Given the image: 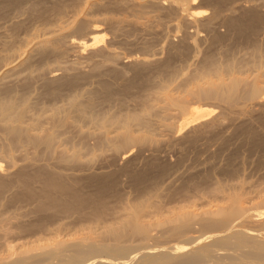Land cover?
<instances>
[{
    "label": "rangeland",
    "instance_id": "rangeland-1",
    "mask_svg": "<svg viewBox=\"0 0 264 264\" xmlns=\"http://www.w3.org/2000/svg\"><path fill=\"white\" fill-rule=\"evenodd\" d=\"M176 1L0 0V100L15 101L21 115L15 125L53 138L50 148L12 140L6 122L0 123V257L15 258L56 239L95 236L120 225L136 204L146 205L139 219L153 223L181 209L224 204L233 193L249 202L264 197V0H188L187 11ZM193 12L201 13L186 14ZM255 15L263 21L256 24ZM240 23L256 25L247 39L237 33ZM90 35L98 41H88ZM43 37L52 40L47 48L35 45ZM231 77L257 82L263 89L258 99L244 84L230 101L189 94L209 79ZM197 105L205 109L203 117L183 125ZM135 114L143 120L129 129L139 140L115 149L124 128L122 121H110ZM44 173L68 182L79 198L74 207L56 203L72 195L48 188ZM138 173L146 176L141 182L134 179ZM195 227L190 234L228 229ZM235 228L264 229V219L246 215ZM162 230L119 242L166 249L185 235ZM102 239V245L116 242ZM223 246L239 259L264 262L250 243ZM70 254L81 255L60 247L52 260L35 264H60Z\"/></svg>",
    "mask_w": 264,
    "mask_h": 264
},
{
    "label": "bare ground",
    "instance_id": "bare-ground-1",
    "mask_svg": "<svg viewBox=\"0 0 264 264\" xmlns=\"http://www.w3.org/2000/svg\"><path fill=\"white\" fill-rule=\"evenodd\" d=\"M19 1L20 0H7V2H10V3H18ZM176 2H177L176 5L178 6V8L181 9V11L182 10L187 11L186 6L188 5L187 4L188 0H179ZM189 6H191V5H188V10L190 8ZM200 13L201 12H196V13L193 12V13H186V14H188V15L190 14L192 16H195L197 14L199 15ZM251 19L256 20L257 21L256 24H258L264 20V19L262 20V18L259 15L252 16ZM252 20H250V21H252ZM258 21H260V22H258ZM254 22H252V23H254ZM250 23L251 22H249V24ZM249 24H247L246 28H243L242 24L241 25L238 24L239 25L238 27L242 26V28H239L237 30V33L239 35H241V37L242 36H244V38L246 37L245 39H247V36L252 34L256 29V25L252 24L249 26ZM236 28L237 27H235V29ZM79 30H81V28H79ZM94 32H97V30L93 29V30H91L90 33L92 34ZM53 34L50 35V37H52ZM50 40L51 39L49 37L48 38L43 37V39L38 40V43H35V45H37L39 47L40 45L44 46L45 44H48L47 46H49V44L51 45ZM87 40L90 42H93V44H94L95 42L98 41V36L90 35ZM84 45H85V43H84ZM47 46L45 45L46 48H47ZM33 47L31 49H33ZM28 48H30V46ZM16 63L17 62H14L13 64L6 67L5 71L9 70L11 72V69H14V67L17 66V65H15ZM220 71H218V69L215 70L216 74H219ZM208 72L209 71H207L205 73L208 74ZM217 72H219V73H217ZM201 73H204V71H202ZM234 77L233 78L231 77L232 79H229L228 81H224V79H222V80L220 79L219 81H209L210 80L209 79L207 82V85H205V86L197 85L194 90H191L189 92V94L192 95L194 98H197L199 100L201 98L202 99L216 98V99H222V100H229L230 101L232 98L235 99L237 92L239 93L238 89L240 88V86L242 84H244L247 87V94L251 98L258 99L260 91H262L263 89H261V87L257 84V82L247 83V82H245V80L243 81L237 77L236 78H234ZM64 83L65 84H71L72 81L69 80V81H65ZM263 87H264V85L262 86V88ZM53 90H51V92H53ZM239 95H240V93H239ZM74 98L76 99V97H74ZM236 99H237V97H236ZM78 101H79L78 99H76V101H74V102L71 100V102H73L72 106L77 107L78 105H76V103ZM14 103H15V101L12 102V100L11 101L10 100H7V101L6 100L5 101L0 100V123H1V121L6 122V124H5V126H6L5 130L6 131H4V132H6V134L9 136V138L12 140L24 139L33 145H36V144L42 145L43 144V146L49 147L51 145V142L53 139L50 131H49L50 133H46V134L43 133L44 135L41 134L42 136L33 135V134L30 135L25 131L26 129L23 130L22 129L23 127L21 128V127H19V125L17 126L14 124V123H17L18 120H21L20 119V116H21L20 113H18V111L17 112L15 111L16 105H14ZM184 104L186 105L187 103H184ZM90 106H91V104H90ZM75 107L74 108L71 107V109H75ZM76 109H78V107ZM19 111H21V109ZM23 111H21V112H23ZM77 112L80 113L79 111H77ZM204 112H205V109H202L198 105L194 106V108L192 110V115L190 117H186L185 119H182L183 121L181 120V122L184 125L187 122H190V121L196 120L200 117H203L202 114ZM65 119H67V118L59 119V124L63 125V122L65 121ZM138 120H141V121L143 120V119H141L140 114L131 115V116H128V117L121 119V120H120V118L115 117V119H112L110 121L112 124L122 121V125H123L122 127L124 128L123 132L121 131L120 134L118 133L119 134L117 137L118 141L117 142L115 141L116 143L113 142V143H115L114 144L115 149L118 150L119 148H121V150H122L123 146L137 142L139 140L137 137H135L131 133V131L129 129V125H131L130 123L133 121H138ZM105 122H103L104 125H105ZM18 123H19V121H18ZM65 123H66V121H65ZM182 123H179V124H181V126H182ZM113 140H114V138H113ZM77 155H79V154H77ZM63 156H64V154H63ZM71 158L75 160L76 155L75 154L71 155ZM63 162H64V160H63ZM51 174L52 173H50L49 175H47V174L45 175V173H44V176L42 177V178H44L43 180L45 182L44 181L43 182L46 184V186L50 189L56 190L59 193L66 194L67 196H69V194H70L69 189L70 188H68V187L70 185L68 186L66 184L68 182L65 181L66 182L65 183L63 180L64 178H61L60 175H57L58 176L57 177V176L51 175ZM138 174L136 175L137 177L134 178L136 181L141 182V181H143V179L146 178L145 175H144L145 176L144 177L143 175L140 176V174L138 176ZM41 175H43V174L41 173ZM37 176L39 177V174ZM22 177H23V175H22ZM28 177H30V176H28ZM28 177L26 176V178H28ZM21 180H23V179H21ZM2 181L3 180L0 181V189L1 188L3 189L4 183H2ZM100 181H102V179ZM102 182L104 184V182H105L104 179ZM99 184H102V183L100 182ZM24 185H25V183H24ZM106 185L109 186V184H106ZM103 188L100 187L99 190L102 191ZM105 189H106V186H105ZM26 194H27V191H26ZM70 195H72L71 201L65 202L64 200H59V201L56 200V203L57 202L62 203V205L65 206L67 209L74 207V204L76 203V201L79 198H78V196L73 197L74 195L72 193ZM35 196H37V195H35ZM62 196H64V195H62ZM75 196H76V193H75ZM227 198H228V202H225L224 204L223 203H214L208 207H200V208L196 207V208H192V209H183V210L181 209L179 212L174 213L173 216L164 217V218L157 220L156 222H153V223H152V221L151 222H148V221L145 222V221H141L139 219V213L141 212V210L146 211V209H145L146 205L144 207V205H142V204H139V205L136 204V206L133 207V211L131 213V216H130L131 211H129V213H128L129 217L127 215L126 219L123 218L124 220L122 219L123 221L121 220L122 222L120 221L121 224L118 226L108 225L99 234L95 233V236L78 237V238H75L72 240L56 239V240H54V242L39 245L38 248L35 250L24 251L22 253H19V254H17V256L15 258H11L10 256L0 257V264H35V263H39V262L42 263L43 261L52 260L57 255V250L60 247H63L65 251H71V252L74 251V252H79V254H81L78 256H74L73 254H70V255H68V258L63 259L60 264H264L263 261L259 262L256 260L239 259L235 256L233 251H231L230 247L223 246V244H234L237 240L244 241V242H247V243H250V244L256 246L258 249L257 253L259 255H261L262 257H264V229H260V230L253 231V232L252 231L241 232L240 230L235 228V225H237L239 223V221L246 215L261 217L264 219V209L259 207V205L264 206V197H262L260 199L258 198L259 202H254V201L251 202V200L249 202V201H247V199L242 200L240 197V194H238V193H233V194L227 196ZM80 203H78V204H80ZM133 205H135V204H133ZM56 206H57V204H56ZM58 206H60V205H58ZM148 206H147V209L149 208ZM150 206H151V204H150ZM75 207H76V205H75ZM77 207H79V206H77ZM143 208L145 210H143ZM233 223H234V225H232ZM195 225L199 226L197 229H199V228L200 229H209V228H214V227H219V226L226 227L228 229L222 234L208 233L207 230H204L202 233L199 232L200 234L192 235L190 233L192 232L193 228H196ZM153 227L163 228L162 231L168 232V234L170 233L171 235L170 234L169 235L171 237L177 235L178 233H183L185 235L182 236L183 237L182 240H180L179 242H175V243L171 244L166 249L165 248L164 249L163 248L158 249L156 247L153 248V247H151V245L121 244L119 242V240L124 238V237H137L139 239L142 238V239L146 240L150 236V230ZM155 230H156V228H155ZM194 231H195V229H194ZM105 237H107L108 239L110 237L111 239H113L112 241H116V242H114L110 245H102V244H99L97 242L98 240H103L102 238H105ZM196 244H201L202 247L198 248V247L194 246ZM219 249L225 250V252L222 253V252L218 251ZM111 250H113V251H125V252L111 253L110 252ZM249 252H251V251H249ZM96 257H100L101 260H96L95 259ZM209 260L210 261L212 260L213 262L210 263ZM132 261H134V262L132 263ZM222 261H225V262L221 263Z\"/></svg>",
    "mask_w": 264,
    "mask_h": 264
}]
</instances>
